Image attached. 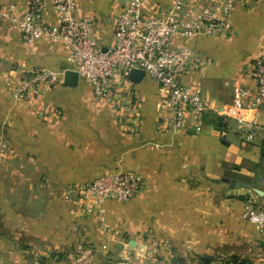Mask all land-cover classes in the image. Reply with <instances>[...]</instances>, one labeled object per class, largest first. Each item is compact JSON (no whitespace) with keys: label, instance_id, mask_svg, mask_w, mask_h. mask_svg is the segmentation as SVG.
Masks as SVG:
<instances>
[{"label":"crops","instance_id":"0c3cea01","mask_svg":"<svg viewBox=\"0 0 264 264\" xmlns=\"http://www.w3.org/2000/svg\"><path fill=\"white\" fill-rule=\"evenodd\" d=\"M8 1L17 2L20 10L27 2L0 0ZM172 1L145 0L143 12L162 13ZM121 2L78 0L74 14L92 17L97 40L109 45ZM43 19L58 24L49 0ZM228 21L220 36L200 34L174 42L190 48L194 63L180 82L196 87L208 103L197 134L189 127L178 134L165 128L167 104L148 78L134 84L136 108L122 111L96 101L80 78L76 87H68L62 76L35 100L13 98L9 83L26 71L36 66L63 73L69 69V49L46 35L28 41L17 28L0 24V138L10 145L0 158V264H70L58 253L77 250L86 239L103 248L115 242L120 247L116 221L139 212L140 194L147 198L148 188L162 186L173 173L229 178L264 190L262 150L234 136L237 123L230 116L224 122L237 89L253 86L252 63L264 52V0L238 4ZM260 112H246L245 117L258 119ZM110 170L137 172L146 188L127 202L107 200L104 228L62 194ZM255 251L261 252L255 264H264V232L256 227Z\"/></svg>","mask_w":264,"mask_h":264},{"label":"built area","instance_id":"2783aa9c","mask_svg":"<svg viewBox=\"0 0 264 264\" xmlns=\"http://www.w3.org/2000/svg\"><path fill=\"white\" fill-rule=\"evenodd\" d=\"M57 25L47 24L43 17L47 0H27L20 10L15 1L0 2V24L17 28L31 41L49 36L64 41L69 49V69L91 88L93 97L117 111L135 109L134 83L131 69L144 71V78L156 84L163 93L168 115L165 128L178 134L191 128L202 130V116L208 103L196 87L183 84L180 78L194 69L192 52L186 45H177L196 35L220 36L229 27L228 17L238 5L252 0H173L168 10L157 14L143 12L145 0H121L115 16L113 41L103 45L93 31V18L75 16L78 0H49ZM253 86H240L233 99L229 116L237 123L234 136L244 142H255L264 150V126L246 112L264 113V52L253 60ZM63 71L36 66L15 77L10 92L17 100H35L46 89L57 84ZM7 140L0 138V158L9 150ZM146 188L145 179L130 170H110L80 185L67 188L62 197L72 202L80 214L94 216L107 228L105 202H127ZM243 216L264 232V208L246 204Z\"/></svg>","mask_w":264,"mask_h":264},{"label":"rangeland","instance_id":"374dc122","mask_svg":"<svg viewBox=\"0 0 264 264\" xmlns=\"http://www.w3.org/2000/svg\"><path fill=\"white\" fill-rule=\"evenodd\" d=\"M258 122L264 126L261 112ZM247 193L249 199H241L245 191L220 179L173 173L162 186L148 188L147 198L140 194L139 212L116 221L121 247L115 242L103 248L86 239L77 250L58 254L70 264H203V257H212L211 264H234L235 259L255 264L261 252L255 251V227L243 212L245 204L264 208V200Z\"/></svg>","mask_w":264,"mask_h":264},{"label":"water","instance_id":"95a60500","mask_svg":"<svg viewBox=\"0 0 264 264\" xmlns=\"http://www.w3.org/2000/svg\"><path fill=\"white\" fill-rule=\"evenodd\" d=\"M128 78L134 84H139L144 80V71L141 69L133 68L130 70ZM79 82L78 72L72 69H66L63 73V84L68 87H76ZM222 181L229 183V186L235 189L244 188L252 191L255 195L264 200V190L255 186H252L249 182L230 180L229 178H222ZM130 245L135 246V241L131 240ZM121 247V246H120Z\"/></svg>","mask_w":264,"mask_h":264},{"label":"trees","instance_id":"16d2710c","mask_svg":"<svg viewBox=\"0 0 264 264\" xmlns=\"http://www.w3.org/2000/svg\"><path fill=\"white\" fill-rule=\"evenodd\" d=\"M262 154L264 155V150H262ZM249 197H250V194H248V193L239 195V198L245 199V200L249 199ZM201 260H202L203 264H211V262L213 261V258L212 257H203ZM233 263L234 264H249L246 260H237V259L233 260Z\"/></svg>","mask_w":264,"mask_h":264}]
</instances>
